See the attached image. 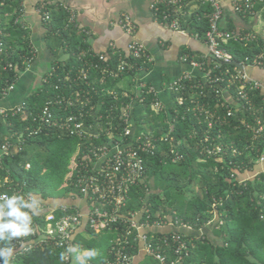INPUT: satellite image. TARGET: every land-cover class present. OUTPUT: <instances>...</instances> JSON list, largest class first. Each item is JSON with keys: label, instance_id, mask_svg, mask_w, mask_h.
<instances>
[{"label": "trees", "instance_id": "obj_1", "mask_svg": "<svg viewBox=\"0 0 264 264\" xmlns=\"http://www.w3.org/2000/svg\"><path fill=\"white\" fill-rule=\"evenodd\" d=\"M62 4V0H48L50 18L42 20L51 50H55V43L68 57L53 60L42 84L33 89L20 105L6 110L0 119V194L32 193L45 200L65 199L72 195L83 198L81 190L73 185L82 157L94 145L109 140L108 121L118 131H123L121 122L125 109L132 105L136 139L150 136L155 139L156 147L143 154L144 178L131 186L129 198L121 211L126 214L144 211L141 222L150 225L166 224L172 218L177 225L192 228V233L186 237L189 253L184 255L182 264H264V167H260V157L264 155V101L261 90H251V104H243V110L228 116V108L221 104L222 93L204 87V95L196 93V98L211 106L221 117L215 118L211 126L205 117L188 108L193 106L190 105L192 90L188 83L183 90L172 92L174 104L157 112L153 108L155 93L150 90L152 84L147 82L137 97L135 88L138 83L132 80L139 71L152 69L153 63L147 56H128L134 69L119 78H102L104 64L108 62L109 67L116 68L124 52L118 48L109 49L107 62L91 56L88 30L79 27L76 20L70 22L71 13ZM23 8L22 0L0 2V100L10 93V86L16 85L36 59L29 29L16 22ZM158 8L155 18L166 24L177 20L181 29L206 40L213 12L210 3L179 0L173 5L158 4ZM261 8L264 4L255 7L256 10ZM164 14H168L165 20ZM236 14L246 23L252 20L249 26L240 30L241 34L253 32L257 17ZM220 28L236 30L234 18L226 8ZM221 47L232 54L235 63L223 64L219 68H214L215 62L205 63V70L212 75L221 74L227 68L235 72L237 63L252 65L259 55H263L261 60L264 61L262 35H257L254 40L231 38L221 41ZM181 53H188L190 59L202 60V54L191 49L183 48ZM95 63L102 67L95 68ZM83 67L88 70L86 77L80 74ZM228 77L224 76L223 86ZM124 79L130 81L129 96L123 88ZM230 92L235 94L233 87ZM179 96H184L183 104L178 103ZM45 109L48 114L43 118ZM97 111L95 119L98 118L103 125L99 138H81L60 124L81 113L83 116L79 118L85 123H94L92 114ZM99 115H102L101 119ZM248 122L254 127L262 125V131L254 135L246 127ZM4 144L10 146L8 152L2 151ZM216 144L223 147L220 159L206 152L207 147ZM248 172L257 173L251 180L240 181L239 177ZM68 211L72 212L71 209ZM44 218V214H39L32 222H39L45 228ZM116 226L118 230L114 228ZM111 227L94 230L85 226V231L97 237L90 246L97 251V256L89 259L87 264H105L113 257L114 238L125 232L128 224L120 219ZM132 230L126 249L136 257L140 246L134 240L136 230ZM82 232L75 236L73 247H86L88 240ZM165 238L171 242L170 233L162 230L148 233V242L155 241L153 246L173 258L175 255L164 243ZM35 239L17 237L10 243L0 241V248H14L11 264H72L76 253L70 254L69 262L61 259L62 253L67 254L66 246L49 238ZM144 263L159 264V261L146 254Z\"/></svg>", "mask_w": 264, "mask_h": 264}, {"label": "built area", "instance_id": "obj_2", "mask_svg": "<svg viewBox=\"0 0 264 264\" xmlns=\"http://www.w3.org/2000/svg\"><path fill=\"white\" fill-rule=\"evenodd\" d=\"M3 0H0L2 2ZM56 2L58 0H52ZM179 0H160L155 1L151 5L154 14L159 10L158 4L173 5L177 4ZM202 2L210 3L213 7V12L210 16L211 29L207 32V38L204 40L208 46V54L202 56V60L195 59L192 57L190 59L188 53L182 54L181 58L183 61L189 62L192 66L199 67L201 69L199 75H192L186 73L178 76L173 81H170L167 85L172 93L183 90L185 84L190 85L191 94L190 105L195 111V114H199L200 117H205L209 125H212V121L217 118L221 119L220 115L213 108L208 107L207 103L202 102L200 98H196L197 95H204L203 88L209 86L216 92H221L223 96L222 105H226L228 108L227 115L232 116L234 112H239L243 110L246 103H250L249 92L252 90H261L264 101V85L252 78L246 71L248 66H261L264 65V61L261 60L263 55H259L255 60L254 64L248 65L245 63H237L236 71L233 72L230 68L221 71V74L212 75V73L205 70V63L210 65L215 62L214 68H219L223 64H234L235 61L231 53H229L225 48L221 47V41L226 42L227 40L234 38L239 41L241 40H254L257 35L264 36L263 33L256 31L241 34L242 31L234 30L227 31L220 28L221 21L223 20L225 14V5L223 0H201ZM264 4V0H230L231 9L233 12L242 14L243 16H255L258 19H262V13L264 8L256 10L255 7L258 4ZM70 13L69 21L75 23V13L71 11L65 3L62 4ZM37 11L41 15L42 19H49L50 14L47 9L48 0H38L36 3ZM24 14V9H22L16 22L20 23L23 28L28 26L22 21ZM168 14L163 15L165 20ZM123 29L129 34H134L136 31V24L131 19L129 15H124L119 21ZM172 29L179 32H187L180 28V24L177 20H173L168 24ZM1 35V30H0ZM198 38V35L194 36ZM2 42L0 41V51ZM112 48H115L112 45ZM90 55L93 57L98 56L100 61L107 62V53H96L90 48ZM146 50L142 43L136 40H132L128 45L127 53H124L120 57V61L116 68H111L107 64L103 66L102 73L103 77L107 76L112 78H119L122 74L127 71L134 69V65L128 60V56L135 58H142L146 56ZM95 68H100L99 63L93 64ZM143 71H139L136 78L132 79L137 81L136 86V96L138 97L142 89L146 86V81L140 78V74ZM80 74L84 77L87 76L88 70L84 67L80 69ZM229 75L226 85L223 86L224 76ZM124 81H126L124 79ZM130 82V81H129ZM126 81L127 84H129ZM132 82V81H131ZM15 85L10 86L9 91L14 89ZM234 88L235 94L230 92V88ZM123 88L126 95L129 96L130 87L125 86L123 82ZM200 90L199 92L193 91ZM151 91L155 93V102L153 108L155 111H161L163 108L167 107L164 102L159 98L158 93L155 91L154 87H150ZM112 93V92H110ZM197 93V95H196ZM179 104H183L185 99L184 96H179L177 99ZM174 104V101L172 102ZM232 107L233 109L229 108ZM234 110V111H233ZM48 114V109H45L43 118ZM97 113H93L92 117L95 119ZM83 113L78 115H72L66 119V121L61 122V126L68 129L73 135H77L81 138H99L101 131L103 130V125L100 123L99 119H95L94 123H85L79 117H82ZM102 118V115H99ZM201 120V119H200ZM244 121V119L242 118ZM46 121H49L47 119ZM110 127L107 129V134L109 140L91 147L88 153L82 157L81 168L77 169V179L73 185L79 188L83 194V198L87 203V211L84 212L76 204L59 203L58 205H50L45 199L35 195L41 202V207L38 210V214H44V222L46 224L45 228H42L39 222H32L33 231L27 236L22 238H32L37 239H52L56 244L64 245L67 248L72 246L75 236L81 232V229L89 225L94 230L101 229H112V224L117 223L120 219L128 224L127 230L122 232L121 235L114 238L113 246V257L108 259L105 264H133L135 257L131 256L127 252V246L129 245V237L133 234V230H136V236L134 240L138 241L140 246V251H144L146 254H150L155 259L159 261V264H182L184 255L189 253L188 239L189 233H186L181 228L187 227L184 225H177L176 222L170 218L169 222L166 224H153L141 222V216L144 211L139 213L128 212L123 213L121 210L125 207L126 202L129 198V191L131 186L138 184L143 178L145 173L144 158L143 154L145 152H152L156 145L155 139L150 136H139L137 139L135 137L136 124L133 118V106L128 105L124 112V120L121 124L124 125L123 131L120 132L117 128L112 127L111 123L107 122ZM257 123H260L258 120ZM246 127L251 130V132L256 135L262 131L263 126L254 127L251 123H247ZM9 145L4 144L2 147L3 152L9 151ZM173 152V150H172ZM206 152L209 155L216 156L217 158L222 157L223 147L221 144L211 145L207 147ZM260 162L264 163V155L260 157ZM11 196L14 193L22 194L20 192H4ZM3 194V193H2ZM28 193H23L27 199ZM34 195V194H33ZM77 196L72 195L70 198H76ZM69 209L72 212L68 211ZM118 230V226L114 227ZM132 228V229H131ZM180 228V229H179ZM190 228V227H189ZM162 230L164 233H170L171 242L168 238H165L164 243L170 246L175 257L169 258L168 255L163 254L159 247L153 246L155 241L152 243L148 242V233L151 231ZM20 242H22L20 240ZM170 243V244H169ZM67 262L70 261V254L67 253ZM70 264V263H69Z\"/></svg>", "mask_w": 264, "mask_h": 264}, {"label": "crops", "instance_id": "obj_3", "mask_svg": "<svg viewBox=\"0 0 264 264\" xmlns=\"http://www.w3.org/2000/svg\"><path fill=\"white\" fill-rule=\"evenodd\" d=\"M38 0H22L24 14L22 21L28 26L31 41L36 53V59L28 66L21 75L15 88L3 99L0 100V119L4 112L13 109L31 93L32 87L36 83L43 81L44 74L50 69V64L55 59H66L68 54L57 44L52 51L46 40L47 29L42 17L37 11ZM65 5L75 13V20L79 27L88 30V42L90 49L96 53H107L115 48L124 53L128 51V45L132 40L139 41L145 47L147 58L153 63L150 71H143L140 78L150 82L158 93L159 98L165 105L172 104V93L168 88V83L178 76L190 73L192 75L201 74L199 67L192 66L189 62L183 61L181 50L191 49L196 53L208 54L206 43L189 33L179 32L172 29L168 24L155 18L152 3L160 0H62ZM226 9L231 12L236 30L244 29L251 24V21L244 22L231 9L230 0H223ZM129 15L136 24L134 34H129L120 25V20L124 15ZM264 16H262V19ZM260 22L254 24L252 31L261 33L255 29ZM246 71L249 75L260 81L264 85V65L248 66ZM42 84V83H41ZM39 84V86L41 85ZM38 86V87H39ZM261 169L264 163L260 165ZM257 173V172H256ZM46 201L50 205L59 203L76 204L84 212L87 211V203L84 198H49ZM81 229L82 236L88 240L86 247L77 248L78 251L90 249V246L97 240V237L88 231ZM183 231L192 232V228L185 227ZM146 253L142 250L135 257L133 264H142ZM74 261V260H73ZM72 261V264H73Z\"/></svg>", "mask_w": 264, "mask_h": 264}, {"label": "clouds", "instance_id": "obj_4", "mask_svg": "<svg viewBox=\"0 0 264 264\" xmlns=\"http://www.w3.org/2000/svg\"><path fill=\"white\" fill-rule=\"evenodd\" d=\"M41 207L40 200L32 193H7L0 194V241L10 243L13 238L27 236L32 229L33 217L38 214ZM14 248H0V264H11ZM67 253H76L73 264H87L89 259L97 256L95 249L78 251L77 247L69 246ZM67 254L62 253L61 259H66Z\"/></svg>", "mask_w": 264, "mask_h": 264}, {"label": "rangeland", "instance_id": "obj_5", "mask_svg": "<svg viewBox=\"0 0 264 264\" xmlns=\"http://www.w3.org/2000/svg\"><path fill=\"white\" fill-rule=\"evenodd\" d=\"M260 23L257 25V26H255V29L256 30H258V31H261V33H263L264 34V18L263 19H260V21H259ZM42 82H40L39 84H41ZM39 84L38 83H36V84H34L33 85V87H32V89H37L38 88V86H39ZM124 84H125V86H127L128 84L126 83V81H124ZM255 175H256V173H250V172H248V173H245V174H243V175H241L240 177H239V180L240 181H245V180H251V179H253L254 177H255ZM153 182V181H152ZM152 185H153V183H152ZM57 198H59V197H57ZM61 198V197H60ZM70 197H66L65 198V200L66 199H69ZM211 225H208V227H210ZM180 229V228H179ZM182 229V228H181ZM180 229V230H181ZM183 229H185L186 230V228L184 227ZM186 233H192V232H187V231H185ZM194 232V231H193ZM197 232V231H196ZM197 233H203V232H197ZM12 264H19L18 262H15V263H12ZM145 264V263H144Z\"/></svg>", "mask_w": 264, "mask_h": 264}]
</instances>
